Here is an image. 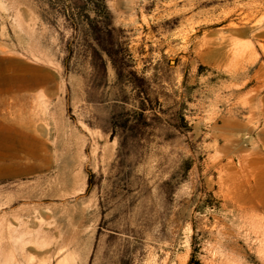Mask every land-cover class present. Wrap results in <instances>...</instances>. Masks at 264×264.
I'll list each match as a JSON object with an SVG mask.
<instances>
[{
  "label": "rangeland",
  "instance_id": "1",
  "mask_svg": "<svg viewBox=\"0 0 264 264\" xmlns=\"http://www.w3.org/2000/svg\"><path fill=\"white\" fill-rule=\"evenodd\" d=\"M93 2L0 0V264H264V0Z\"/></svg>",
  "mask_w": 264,
  "mask_h": 264
},
{
  "label": "bare ground",
  "instance_id": "2",
  "mask_svg": "<svg viewBox=\"0 0 264 264\" xmlns=\"http://www.w3.org/2000/svg\"><path fill=\"white\" fill-rule=\"evenodd\" d=\"M38 133L33 129V133H23L21 129L15 125H10L8 130H0V174L18 170V166L24 154L39 152L38 156L45 161L51 159L48 147L37 139ZM48 133H45V135ZM28 138L35 140L27 141ZM30 140V139H29ZM30 145H27L26 143ZM220 181L224 179L223 173H220ZM260 228V227H259ZM263 239V237H262Z\"/></svg>",
  "mask_w": 264,
  "mask_h": 264
},
{
  "label": "trees",
  "instance_id": "3",
  "mask_svg": "<svg viewBox=\"0 0 264 264\" xmlns=\"http://www.w3.org/2000/svg\"><path fill=\"white\" fill-rule=\"evenodd\" d=\"M93 3L95 5L94 10L96 9L97 16L90 17L87 15L86 21L89 23L92 30L96 31V30H99V25L108 26L110 24V22L107 19L109 12H108V8H107L105 0H96V2L94 0ZM100 13H103V14H100Z\"/></svg>",
  "mask_w": 264,
  "mask_h": 264
}]
</instances>
